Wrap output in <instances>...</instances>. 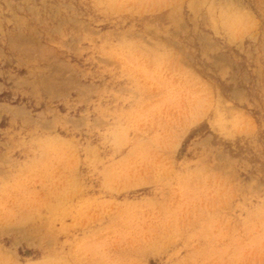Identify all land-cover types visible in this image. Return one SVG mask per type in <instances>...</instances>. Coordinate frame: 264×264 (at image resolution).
Returning <instances> with one entry per match:
<instances>
[{
    "label": "rangeland",
    "instance_id": "1",
    "mask_svg": "<svg viewBox=\"0 0 264 264\" xmlns=\"http://www.w3.org/2000/svg\"><path fill=\"white\" fill-rule=\"evenodd\" d=\"M0 264H264V0H0Z\"/></svg>",
    "mask_w": 264,
    "mask_h": 264
}]
</instances>
